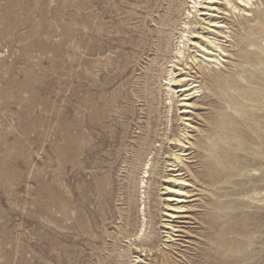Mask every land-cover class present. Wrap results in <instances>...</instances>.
Listing matches in <instances>:
<instances>
[{"label":"rangeland","instance_id":"rangeland-1","mask_svg":"<svg viewBox=\"0 0 264 264\" xmlns=\"http://www.w3.org/2000/svg\"><path fill=\"white\" fill-rule=\"evenodd\" d=\"M167 3L0 0V264H137L139 254L153 261L121 234L126 228L134 237L142 225L137 184L150 158L153 253L164 246L162 153L171 146L168 96L160 86L166 49H156L168 43L173 21L157 33L152 18L167 12ZM180 4L172 0L167 19L175 20ZM232 63L249 90L237 92L241 124L234 119L226 129L238 139L212 152V180L203 177V150H188L186 163L202 181L183 170L194 186L181 203L188 217L175 219L184 222H175L180 231L173 247L165 246L175 264H264V52L225 64ZM262 80L263 92L253 93ZM204 89L192 99V141L212 133L218 103ZM174 105L171 128L178 133ZM138 155L139 167L132 168Z\"/></svg>","mask_w":264,"mask_h":264},{"label":"bare ground","instance_id":"bare-ground-1","mask_svg":"<svg viewBox=\"0 0 264 264\" xmlns=\"http://www.w3.org/2000/svg\"><path fill=\"white\" fill-rule=\"evenodd\" d=\"M259 2L264 4V0H181L180 8L178 7L177 15L174 16L175 20H173L174 18L171 19L172 17L167 19V14L172 4V0H168V11L160 16H157V14V17L152 18L156 27H159L156 30L157 33L164 32L161 26L166 27L171 24L168 23L169 21H173L170 28L171 31H169L170 38L168 43L158 44L156 49L157 51L163 47L166 49V55L163 56L165 62L162 59L164 63H161L164 66L161 71L165 73V76L160 86L165 87L163 90H165L164 93L166 92L168 96L165 98L168 101L166 105L165 139L171 146V149L162 153L165 156V167L167 169L165 175L162 176L164 180L161 184L163 186L161 190L166 195L165 204L163 203L165 205L164 213L161 212V217H163L161 219L163 222L162 228L165 229L163 231L165 233L163 236L165 238L164 246L158 250L156 249V252L153 253V250L157 246V243L153 240L157 222H154L156 217L150 216V218H147V210L151 209V202L153 201H151L152 184L149 183V178L153 174V167L155 165L153 158L146 161L143 167L141 166L143 169L141 168L142 175L139 180L135 178L138 180V189H142L138 195V199L141 200L140 206H143H139V210L143 214L142 225H140V229L134 234V237L131 236V230L121 228V234L124 238H129V248L135 245L136 248H140V253L153 254V261L148 263H146L144 258H141L143 255H136L134 259L139 264H175L170 251H167L168 249L165 246L173 247L170 244L175 240L173 233L180 231L175 222H184L175 221V219L188 217L184 214L187 206L181 203L191 196L189 195L190 191L186 188L194 186L186 178L187 175H185V172L183 173V170L186 169L193 179L196 180L199 177L201 178L199 180L202 181L200 173L198 172L199 175H196L186 163V156L190 154L188 150L193 147L195 148V146L203 150L205 158L208 159L204 161L206 174L203 177H210L212 180L214 174V164L210 159L212 152L221 143L228 147L232 140L238 139L234 132L230 130L227 132L226 129H228L229 124L232 125L234 119L237 126L241 124V117H237L236 115L237 113H242L243 107L239 103L237 92L242 89L245 92L249 90L244 84L247 81L244 78V72L235 69L238 65L232 63V68H229L225 63H229L230 57L233 56L239 58V60L248 61L257 50L264 52V8H260ZM233 22L239 25L238 36L237 32L233 31ZM234 41H237L236 50H232V47H234L232 42ZM157 58L158 55L152 58L150 65ZM149 66H145V69H150ZM236 75L239 78H243L242 81L238 80L235 77ZM149 87L146 84L143 93L147 98H145L146 101L150 105H153L156 97L153 93L154 91H150ZM205 87L212 92V97L216 98L215 102L218 103V105L213 107L215 111L212 114V133L208 135L204 134L200 141H192L193 135L190 133V128L195 129L196 126L190 121L189 113L192 112V108L197 104L192 99L205 94ZM252 92L256 94L263 92V80L256 87H253ZM175 97L178 100H175ZM179 97L181 98L179 99ZM175 102L178 103L177 110L179 111L177 120H181L180 129L179 131L177 130L178 133L173 132L171 128L173 111L174 107H176L174 105ZM233 111L235 118L230 114ZM168 130L169 133H167ZM260 138L262 140L260 144L263 147V132L260 133ZM260 153L263 155V150ZM139 160L138 155L132 168L139 167ZM209 160L210 162H208ZM260 201H263V199ZM214 208H217V206H214ZM137 252L139 251L135 253Z\"/></svg>","mask_w":264,"mask_h":264}]
</instances>
